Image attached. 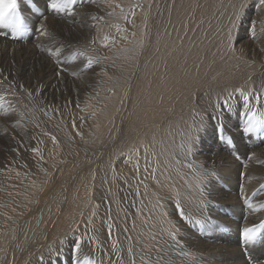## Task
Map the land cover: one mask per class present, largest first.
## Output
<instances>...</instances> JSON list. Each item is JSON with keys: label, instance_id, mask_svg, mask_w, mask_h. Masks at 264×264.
<instances>
[{"label": "bare ground", "instance_id": "bare-ground-1", "mask_svg": "<svg viewBox=\"0 0 264 264\" xmlns=\"http://www.w3.org/2000/svg\"><path fill=\"white\" fill-rule=\"evenodd\" d=\"M126 1L130 4L131 0ZM241 1L141 0V14L139 21L136 22L138 29L135 34H139L136 46L121 47L118 44L121 41V34H125V37L122 36L124 39H130L127 29L119 31L116 25L107 29L106 34L110 38V44L105 45L101 39H98L97 44L100 47L95 46V48L98 49V53L100 48L119 49L109 59L104 57L97 61L94 58L93 66H102L107 70L108 78L102 80L101 89L102 99L109 102L108 107L95 112L90 108L83 110V113L80 110H72L63 118L64 123L67 125L70 123L71 128L77 129L80 136L87 137L92 151L82 150V146L78 144L76 145L80 149L72 143L71 145L54 142L53 134L49 135V126L44 120L37 125H41L47 134L31 133L32 139L25 141V143L35 140L38 142L39 139V143L35 141L37 144L31 145L32 148L39 149L38 152H33L32 149L28 151L22 145L14 149H10L9 146L6 148L7 165L11 168L7 170L6 166H3L0 171V264H11V260L14 264H31V249L34 247V244L31 245V234H36L37 230H42L45 235L49 232L52 237L58 238L67 236L75 230L76 232L81 230L90 221L96 222L98 218L96 215H91L90 211L95 209L93 202L98 200L101 191L110 196L108 198L112 204L111 212L119 218L127 232L125 236L128 241L126 247L130 251L128 253L144 250L147 243H151L160 234L164 236V232L160 231L161 225L155 218L159 215H153L149 205L151 202L163 204L165 198L173 194L179 199L199 196L194 189L186 185L194 187L198 174L205 172L206 169H203L201 156L196 153L191 159L192 172H184L182 168L188 166L185 161L189 160V157L185 153L182 155L181 149L186 151L184 147L191 142L193 136L198 135L196 129L201 117L207 118L211 115V119H215L212 105L218 101L221 102L225 112L228 108L223 106V100L228 99L231 108L235 106L238 97L241 96L238 93L241 88V77L250 78V82L245 83L247 90L251 87H262L255 73L261 67L264 68L262 63L264 54L262 58L257 57V52H253V55L246 54L254 45L257 46L262 32L257 29L259 39L251 38V32L242 33L239 39H244V42L241 46L234 44L237 24L235 13ZM98 8L103 12L100 4ZM98 8L96 14L99 13ZM98 17L92 15L90 11H81L78 8L76 15L69 21L71 24L76 22L74 23L76 25L86 24L87 20L91 19L93 23L88 21L87 25L93 27L97 24L98 37H103L100 34L102 26ZM55 27L60 33L56 44L62 46L65 44L64 41L69 40L73 27L70 25L71 28L68 29L60 24H55ZM229 33H231L230 41ZM248 42L250 44L247 46ZM8 44L19 43L10 40ZM83 44L86 47L84 49L88 51L94 42H83ZM250 55L251 59L248 62L246 58ZM60 68L57 62L50 66L51 70ZM85 70L83 71L86 72ZM91 114L95 116L88 117ZM12 135L19 140L18 135ZM219 151L222 150H217ZM262 151L264 148L252 151L253 156L247 162L258 166L264 161V155L260 154ZM225 154L222 151L218 155L219 159L216 161L218 171L224 163ZM232 162L234 166L240 165L236 160ZM44 171H47L45 181L42 180L45 175L40 176ZM31 176L40 177L42 180L39 179L38 187L31 189ZM146 176L148 183L143 184L140 189L137 186ZM162 178L175 186L153 182L154 179L161 181ZM22 184L27 185L22 186L21 189L17 187ZM127 184L133 185L132 192L136 201V206L131 210L129 208L125 210L120 205V203L129 205L126 202L128 200L119 197L120 194L125 196L131 194ZM4 189L11 191L5 192ZM144 191L145 197H142ZM46 193L49 198L44 201L42 196ZM231 195L229 200L236 205L233 206L234 209H238L236 211L238 219L231 220L232 226L239 230L256 223L259 215L250 216L255 221L251 222L247 219L243 221L241 214L245 209L240 207L242 200L235 198L241 194L234 191ZM31 196L40 203L39 216L33 219ZM198 212L206 214L208 211L198 209ZM99 213L101 211L97 214ZM205 214H202L203 217ZM126 218L130 219L128 224ZM207 222L203 224L206 225ZM146 228L153 229V234L141 235L140 231ZM103 231L105 229L97 223L95 234H103ZM233 232L232 242L235 241L237 230L233 228ZM37 235L34 236L36 239ZM164 237L165 239L161 241L165 243L161 246L162 249L167 247L168 242L170 247H173L171 242L178 244L169 236ZM214 238L221 241L220 245L228 240L223 234L215 235ZM196 239L198 243L208 241L198 236ZM101 241L103 240L99 243ZM126 241L122 243L125 244ZM232 242L215 248L214 252L207 253L204 257L216 256L220 259L218 264H248L249 260L238 254L237 248L231 246ZM181 244L183 245L180 240L179 245ZM126 247H123L124 250ZM158 252V250H149L146 258L141 261L153 264L152 257L157 258ZM105 256L107 259V255ZM239 257H242L241 262ZM170 258L173 259V254ZM258 259L261 261L257 262ZM254 260L253 262H256L254 264H264V258L258 256ZM159 262L157 264H160ZM113 264H118L117 259Z\"/></svg>", "mask_w": 264, "mask_h": 264}, {"label": "rangeland", "instance_id": "rangeland-1", "mask_svg": "<svg viewBox=\"0 0 264 264\" xmlns=\"http://www.w3.org/2000/svg\"><path fill=\"white\" fill-rule=\"evenodd\" d=\"M99 4L102 6L103 12L98 8ZM241 4L245 6L242 10L240 19L237 20L234 39V44L239 46L244 42V39H239V36L242 33H250L253 22H255L257 26L256 29L260 30L262 27L261 21H264V11L257 6L258 0H242L240 2V5ZM78 8H80L81 11H90L92 15L99 16L98 21H100L102 26L100 34L103 37H98V30L96 31L97 24H94L93 27L92 25L90 26V24L87 25L88 21L91 23V19H88L86 24L78 23L75 25L74 23L76 22L71 24L69 19L72 18L73 15H70L68 12H56L54 14L50 12L47 19L44 21L47 30L52 33L55 39L48 36L33 37V26L39 15L37 9H39L40 12L43 11V0H32L31 5H29L28 0H20V10L24 17L26 31L19 39L14 40L11 38V29L0 28V32L8 33L7 36H0V95L5 97L4 106L0 107V171L3 166H6L7 170L11 168L10 165H7L8 158L6 148L8 146L10 149H14L22 145L25 146L28 151H31V149H33L31 145L34 146L39 143V139L38 142L35 140L37 143L31 141L35 144L31 142L25 143V141L27 142L32 139L33 136L31 133H33V135L35 133L38 135L40 132H42L40 134H47L41 125H37V123L41 124L43 120L49 126V135L53 134L52 137H55L57 143L78 144L80 147L82 146V150L87 149L88 151L89 149L92 151L91 143L89 144L90 141H88L87 137L83 135L80 136L77 133V129L71 128L70 123L68 125L64 123L63 118L66 114L72 112V110H80V112L83 113L82 111L88 108L95 112L98 111V109L103 110L108 107L109 102H107L108 100L102 99L103 90L101 89L103 88L102 80H107L108 78L107 70L102 66L97 67L92 65V67H88L87 58L91 57L92 60L96 58L97 61L104 59V57H108L109 59L118 51L119 48L112 49L111 47H107L105 49L100 48V52L98 53V49L95 48V46H98V39H101L105 45L110 44V38L107 37L106 31L115 25L119 31L127 29V34L130 38L126 40L122 37H125V34H121V41L118 42L121 47L137 45L139 34L135 33H137L138 29L136 22L139 21L141 14V0H131L130 4H128L126 0H96L95 3H78L73 11L77 12ZM96 8H98L99 11L97 14ZM55 24H60V26L68 29L71 28L70 25L73 27L71 29V35H69V40L67 42L64 41L65 44L62 46L56 44L60 33L56 31ZM73 36L77 37V39H72ZM10 40L19 44L9 45L8 43ZM92 41L94 44L91 45L90 50L88 49L87 51L84 49L86 47L83 42ZM249 44L250 42H248L247 46ZM249 51L250 52L246 54L257 52L258 58L263 57L264 32L261 33V39H259L257 46L254 45ZM53 52L58 53V55L53 56ZM80 53L84 55H80ZM247 57L246 59H248L249 62L251 55ZM56 62L61 67L60 69H63L62 71L50 69V66ZM262 63L264 62L262 61ZM244 64L247 65L248 63ZM68 73H70L69 76ZM255 76L256 79L262 83V87H251L247 90L245 88V83L248 81L250 82V78L241 77V88L238 90V93H250L249 99L251 105L255 106L257 115L264 119V107H262L264 104V68L261 67L258 69ZM261 92H263V94ZM256 95L261 96V105H258L259 107L256 106ZM242 108L243 97L239 96L235 106H232L231 110L228 109L227 112L223 111L221 120L218 121L215 118L207 121L208 129L203 133H198L200 143L197 147H194L191 154L181 149L182 155L186 154L189 157V160L185 161L188 166L182 168L184 172H192L191 159L196 153L201 156L200 161L204 164L203 169L207 170V172L205 170V172L202 171L198 174L194 187L189 184L186 185L188 188L194 189L199 196L179 199V197L173 194L166 197L163 204L151 202L149 205L151 207L150 212L155 216L159 215L155 218L159 221L161 225L160 231L164 232V236H169L171 238L169 232L179 229V231L176 232V236L179 242L181 240L183 245L171 242L173 247H170V243L168 242L166 245L167 247L162 249L161 246L165 245V243L161 241H163L165 237L159 233L160 235L157 236V238L152 240L151 243L146 244L144 250L128 253L130 251L129 248L126 247L128 241H126L125 236L127 232L122 222L120 223L119 218H117L114 212H111L112 204L111 200L108 198L110 196H107V193L104 194L105 192L101 191V193L99 192L100 195L97 198L98 200L93 202L95 209L90 211L91 215H96V218H98L96 222L90 221L83 226L81 230L77 232L75 230L67 236L63 235V237L59 236L58 238L52 237L49 232H46L45 235L42 230L36 231V234H38L37 239L34 237L36 234H31V245L34 244V247L31 249V264H73V257L70 251L73 236L82 238L81 247L83 252L81 254V259L85 254L90 255L98 261V264H113L116 259L118 264H151L142 262L143 259L146 258L149 250L159 251L158 254H156L157 258L152 257L153 264H157L158 261H160V264H218L220 261L218 257L204 256L207 253L214 252L215 248L232 242L231 238L233 239L232 236L234 233L233 228L237 230V236L236 238L234 237L235 241L232 242L233 245L231 246L237 248V251H239L238 254L246 258V260H249L248 264L256 263L253 262L255 257L259 256V258H264V228L259 227L261 224H264V210H256L261 204H264V187H262L264 186V161L258 166L247 162L252 158L253 152L264 148V124L254 132H243V128L247 123V118L243 114L245 110ZM80 112L78 115H80ZM92 116H95V114H91L88 117ZM220 121H222L224 125L225 140L231 137L235 144L234 148L215 137L212 129L213 126L219 124ZM12 134L18 135L19 140L14 138L15 135ZM78 145H76V148ZM79 146L78 148L80 149ZM184 149L186 150V147H184ZM217 150H222L226 153L224 155V163L221 165L219 171L217 170L216 161L219 159L218 155L220 152L222 153V151L217 152ZM260 154L264 155V151ZM237 156L239 158H237ZM232 160L238 161L240 165H232ZM190 162L191 164H189ZM232 163L234 164V161ZM189 165H191V167ZM46 172L47 171L41 172L40 175H45V178H42L44 181L46 180ZM147 172H149V170H147ZM206 173H214V175H205ZM146 178L147 176L145 179H141V183L137 182L140 183L137 187L142 189L141 186H143V184L147 185L148 182ZM39 179L40 177L31 176V183L34 185L31 184V189L38 187L40 182ZM155 181L156 183L161 182V184L163 182L165 186H169V184L172 185V187L175 186L163 180V178L161 181L154 179L153 182ZM25 185L27 184H22L21 186L17 185V187L19 186L21 189L22 186L25 187ZM131 185L132 184H127V189L130 190L131 194H127L126 196L125 194L119 195V197L124 198L125 201L128 200L126 202H128L129 205L120 203L125 210L128 208L131 210L136 206L135 195L132 192L133 185ZM200 188H203V195H201ZM4 191L10 192L11 190L4 189ZM234 191L241 194V196L235 198H241L242 200L240 207H242L243 210L245 209V212L241 214L243 221L247 219L252 222L255 220L251 219V215L260 216L256 223L245 226V228H256L258 232L257 239L254 242H249L247 245L242 235L244 228H239L238 230L234 225L232 226V221H237L238 219L236 215L238 209L235 208V210L233 206L236 205L232 204L229 200ZM142 197H145V191L142 193ZM42 198H44L42 199L44 201L47 200L49 198L48 194H44ZM177 199H179L181 206L189 217L188 221L181 220L176 213L175 203ZM36 202L37 199L31 196V209H33V212L31 211L32 219L38 217L40 213V207H38L40 203ZM99 202L101 204H99ZM249 203L252 205L251 208L248 207ZM198 209L207 210V215L205 213L200 214ZM100 211L101 213L97 214ZM202 214H205L204 217ZM126 220L128 224L130 219L126 218ZM205 221H208L206 225L203 224ZM97 223H100L105 229L103 234H95ZM109 224L112 225L111 236H109L108 233ZM140 232L141 235L148 236L153 234V229L149 230L146 228ZM221 234L225 235L228 240L220 245L221 241L214 240V236ZM197 236L202 240L208 241L198 243V239H196ZM107 238H110V240ZM11 239H13V236ZM46 239L51 241L48 242ZM52 240H55L54 243H52ZM100 240L103 241L99 243ZM125 241L126 243L123 244ZM192 241L194 243H191ZM65 243H67V246H65ZM99 246H103L104 248ZM123 247H126V249L124 250ZM53 252L62 253V255H60L57 260L52 254ZM112 252L114 254L116 253L115 256ZM182 253H186V255ZM171 254H173V259L170 258ZM105 255H107V259ZM116 255L119 258H116ZM12 261L13 260L10 262L11 264ZM241 261L242 257H239V262ZM259 261L261 260L258 259L257 262Z\"/></svg>", "mask_w": 264, "mask_h": 264}, {"label": "snow or ice", "instance_id": "snow-or-ice-1", "mask_svg": "<svg viewBox=\"0 0 264 264\" xmlns=\"http://www.w3.org/2000/svg\"><path fill=\"white\" fill-rule=\"evenodd\" d=\"M95 3L96 0H43V11L40 12L39 9L37 11L39 12V15L37 16L34 26H33V37H44L48 36L52 39H55V37L52 36V33H50L44 21L47 19L48 14L56 13V12H68L70 15H76V12L73 11L74 7L78 3ZM29 5L32 4V0H28ZM245 5L241 4L239 6L238 11L235 13V19L239 20L240 16L242 14V10ZM262 11H264V0H258L257 5ZM95 20L96 17H93ZM261 32H264V21H261ZM233 28L235 27V24L233 23ZM0 28H6L11 29V38L12 39H19L25 34L26 28H25V21L24 17L20 10V0H0ZM251 36L254 38L259 39L257 35V29L255 22L251 25ZM8 33L0 32V36H7ZM31 38V37H30ZM229 41L231 40V33L228 35ZM72 39H77V37L73 36ZM53 56L58 55V53L53 52ZM80 55H84L83 53H80ZM87 65L88 67H92L93 60L91 57L87 58ZM63 69H59L58 71H62ZM240 95L243 97V107L245 110V116L247 118L246 126L243 128V132L249 133L256 131L262 124H264V119H262L260 116L257 115V111L255 110V106L251 105L250 103V93L245 94L243 92L240 93ZM231 94H229V97ZM256 105H261V99L260 96L257 95L255 97ZM5 103V97L0 95V107H3ZM223 106H226L229 110H231V105L229 104V100L225 99L223 100ZM212 113L216 115L217 120H221V117L223 116V109L221 102H217L214 105H212ZM212 116L209 115L207 118L201 117L200 124L197 126V133H203L208 129V120H211ZM213 133L215 137L220 140L221 142H225L228 145H231L233 148L235 147L234 141L231 139V137L227 138L225 140V134H224V125L221 121L219 124L213 126ZM53 141L55 142V137H53ZM200 143L199 135L193 136L191 139V142L186 146V152L188 154H191L194 147H197ZM33 152H38L39 149L33 148ZM42 158V157H41ZM237 158H239L237 156ZM191 167V165H189ZM205 175H214V173H206ZM264 187V186H262ZM201 195H203V188H200ZM179 194H177L178 196ZM248 207H252V205L249 203ZM175 209L176 213L180 217L181 220L188 221L189 217L186 215L184 208L181 206V203L179 199L176 200L175 203ZM257 211L264 210V204H261ZM260 228H264V224H261L259 226ZM111 229L112 225L109 224V236H111ZM179 229H176L175 231H170L169 235L171 236V239L174 241H177L179 244V241L177 240L176 232H178ZM243 239L245 241V244L247 245L249 242H254L257 239V229L256 228H244L243 232ZM82 238H77L73 236L71 240V247L70 251L72 253L73 257V264H98V261L90 255H83V258L81 259V254L83 252V249L81 247ZM65 246H67V243H65ZM51 251V250H50ZM57 260L59 259V256L62 255V253H52ZM186 255V253H182ZM43 259V258H41ZM51 259V257H50Z\"/></svg>", "mask_w": 264, "mask_h": 264}]
</instances>
